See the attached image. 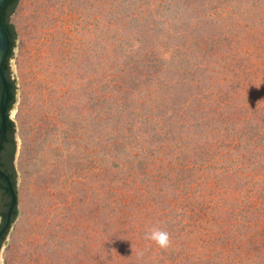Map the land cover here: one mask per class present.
Listing matches in <instances>:
<instances>
[{
	"label": "rangeland",
	"instance_id": "1",
	"mask_svg": "<svg viewBox=\"0 0 264 264\" xmlns=\"http://www.w3.org/2000/svg\"><path fill=\"white\" fill-rule=\"evenodd\" d=\"M12 21L0 264H264V0H20Z\"/></svg>",
	"mask_w": 264,
	"mask_h": 264
},
{
	"label": "trees",
	"instance_id": "2",
	"mask_svg": "<svg viewBox=\"0 0 264 264\" xmlns=\"http://www.w3.org/2000/svg\"><path fill=\"white\" fill-rule=\"evenodd\" d=\"M20 0H5L1 6V17L5 27V30L9 36V49L4 59L2 70L6 76L8 87H9V98L7 103V125L6 133L0 144V167L8 174L11 181L13 182L16 193L17 190V171L14 165V154L16 150V143L14 139V122L10 118V110L16 100V84L15 80L11 76L10 58L13 56L14 47L16 45V39L18 36L17 29L12 21V15ZM0 95H1V84H0ZM10 202V193L6 183V180L0 176V229L4 225L7 217V210ZM18 204L14 207L12 212L11 220L13 221L17 215ZM7 234V231L3 232L0 236V246Z\"/></svg>",
	"mask_w": 264,
	"mask_h": 264
},
{
	"label": "water",
	"instance_id": "3",
	"mask_svg": "<svg viewBox=\"0 0 264 264\" xmlns=\"http://www.w3.org/2000/svg\"><path fill=\"white\" fill-rule=\"evenodd\" d=\"M5 0H0V84H1V95H0V144L6 133L7 125V103L9 98V87L6 76L2 70V65L9 49V36L5 30L2 17H1V6ZM0 176L6 180L9 193L10 202L7 210V217L4 225L0 229V236L3 232L10 229L12 224V212L14 207L18 204V194L15 191L13 182L11 181L8 174H6L0 167Z\"/></svg>",
	"mask_w": 264,
	"mask_h": 264
},
{
	"label": "clouds",
	"instance_id": "4",
	"mask_svg": "<svg viewBox=\"0 0 264 264\" xmlns=\"http://www.w3.org/2000/svg\"><path fill=\"white\" fill-rule=\"evenodd\" d=\"M144 239L155 243L161 249H167L171 244L169 233L159 227H151L146 230Z\"/></svg>",
	"mask_w": 264,
	"mask_h": 264
}]
</instances>
